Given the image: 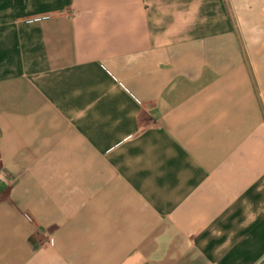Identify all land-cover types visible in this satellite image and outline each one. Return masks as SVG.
<instances>
[{"label": "crops", "instance_id": "crops-1", "mask_svg": "<svg viewBox=\"0 0 264 264\" xmlns=\"http://www.w3.org/2000/svg\"><path fill=\"white\" fill-rule=\"evenodd\" d=\"M0 264H264V0H0Z\"/></svg>", "mask_w": 264, "mask_h": 264}]
</instances>
